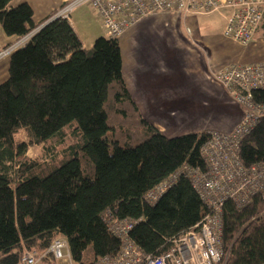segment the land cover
Returning <instances> with one entry per match:
<instances>
[{
  "label": "trees",
  "instance_id": "16d2710c",
  "mask_svg": "<svg viewBox=\"0 0 264 264\" xmlns=\"http://www.w3.org/2000/svg\"><path fill=\"white\" fill-rule=\"evenodd\" d=\"M11 3L0 0V27L16 40L32 35L0 84V264H22L25 252L42 253L58 237L78 264H97L119 254L111 227L124 221L143 254L169 252L210 212L188 176L206 169L210 131L169 138L144 119L124 81L119 38L85 48L69 21L52 19L57 10L37 22L28 3ZM257 34L264 38V19ZM254 97L264 102V91ZM240 160L264 163V118L242 139ZM222 222L227 264H264V201L228 200Z\"/></svg>",
  "mask_w": 264,
  "mask_h": 264
},
{
  "label": "built area",
  "instance_id": "2783aa9c",
  "mask_svg": "<svg viewBox=\"0 0 264 264\" xmlns=\"http://www.w3.org/2000/svg\"><path fill=\"white\" fill-rule=\"evenodd\" d=\"M82 5L93 8L110 38H120L127 30L158 12L185 16L212 15L228 12L224 35L248 45L264 19V0H68L52 19L71 21L75 9ZM190 33V30H187ZM31 37V34H29ZM27 38V37H26ZM27 39L0 49V61L8 58ZM23 40V41H22ZM216 79L230 92L243 109V117L230 133L210 131L201 148L206 169L190 168L193 187L210 210L195 229L173 241L172 249L160 256L145 255L130 240L132 222L112 225L113 233L122 241L116 257H104L97 264H227L230 252L222 246V207L228 200L243 208L259 196L264 201V163L250 168L240 160V143L264 118V102L254 97L264 91V61L248 65H232L216 73ZM175 182L171 179L148 195L157 201ZM22 264H78L65 237L56 238L42 253L25 252Z\"/></svg>",
  "mask_w": 264,
  "mask_h": 264
},
{
  "label": "crops",
  "instance_id": "0c3cea01",
  "mask_svg": "<svg viewBox=\"0 0 264 264\" xmlns=\"http://www.w3.org/2000/svg\"><path fill=\"white\" fill-rule=\"evenodd\" d=\"M67 1L12 0L11 5L28 3L35 20L41 22ZM171 13L158 12L144 18L118 39L124 81L131 98L144 119L169 138L204 131L232 132L242 120L243 109L216 79V73L227 66L214 56L209 37L200 40V44L177 38L174 50L170 48L171 40H161L166 34L157 26L160 21L170 19ZM176 14L173 16L176 19L182 15ZM190 18L194 16H184L186 20ZM222 18L226 22L227 16ZM77 19L84 22L81 12L77 13ZM70 24L80 37L77 27L72 21ZM157 31L158 37H152ZM17 41L0 27V49ZM9 63L10 57L0 61V84L9 77Z\"/></svg>",
  "mask_w": 264,
  "mask_h": 264
},
{
  "label": "rangeland",
  "instance_id": "374dc122",
  "mask_svg": "<svg viewBox=\"0 0 264 264\" xmlns=\"http://www.w3.org/2000/svg\"><path fill=\"white\" fill-rule=\"evenodd\" d=\"M80 12L81 19H83L84 22L77 19V13ZM175 14L176 13H171V15H169L170 19L166 18L165 20L160 21L157 26L160 30H164V33L166 34L161 40H171L170 48L172 50L176 47L175 42L177 41V38L179 41L186 40L200 44V40L209 37L213 42L214 56H217L222 64L227 67L232 65H248L264 61V39L259 38L260 36H258V34L246 46L240 45L239 43H236L224 36L223 27L226 22L223 21L222 17H225L228 12H222L221 14L216 13L208 16H194V18L187 20L184 19L185 15H180V18L176 19L173 17ZM177 15L178 14H176V16ZM70 19L73 25L77 27L80 37L83 39L87 47H91L95 40L99 37L110 38L102 24V21L91 6L84 5L83 7H79L71 15ZM188 29L191 33L193 32L192 36H189L186 33ZM158 35L157 31V34H153L152 37L156 38ZM26 37L30 38V35ZM26 37L25 39H27ZM197 38L199 40H197ZM17 138L25 140V132L20 130L17 134ZM41 151L42 146H33L30 149L29 156L37 158L41 155Z\"/></svg>",
  "mask_w": 264,
  "mask_h": 264
}]
</instances>
